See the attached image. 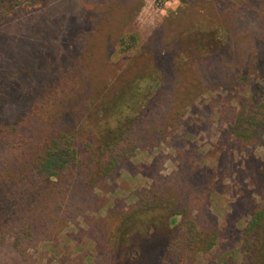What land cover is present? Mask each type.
I'll list each match as a JSON object with an SVG mask.
<instances>
[{
	"label": "trees",
	"instance_id": "obj_1",
	"mask_svg": "<svg viewBox=\"0 0 264 264\" xmlns=\"http://www.w3.org/2000/svg\"><path fill=\"white\" fill-rule=\"evenodd\" d=\"M42 2L0 0V27L20 8ZM201 4L183 11V22L173 14L171 33L155 30L143 47L138 32L123 35L122 51L136 54L115 81L89 90L73 110L75 122L66 108L87 87L83 71L91 73L95 53L84 26L72 40L61 35L46 48L27 49L23 32L0 35V256L10 245L25 258L39 220L45 226L70 220L78 193L100 187L139 149L185 131L189 109L209 90L249 88L251 98L233 109L222 132L235 149L264 143V100L253 103L264 86V0ZM174 42L178 57L166 51ZM174 180L157 177L134 202L95 220L102 261L82 251L63 264H264V201L239 245L227 249L221 228L203 216L207 193Z\"/></svg>",
	"mask_w": 264,
	"mask_h": 264
},
{
	"label": "rangeland",
	"instance_id": "obj_2",
	"mask_svg": "<svg viewBox=\"0 0 264 264\" xmlns=\"http://www.w3.org/2000/svg\"><path fill=\"white\" fill-rule=\"evenodd\" d=\"M202 1L205 0H43L41 8H20L12 21L0 27V35L12 39L23 32L27 49L46 48L55 45L61 35L62 40H72L74 31L84 26V41L90 42L95 53L90 75L87 69L83 71L82 80L88 83L87 87L78 91L81 95L75 100L76 105L66 108L68 120L75 122L73 110L81 108L89 90L115 81L136 54L122 51L123 35L138 32L142 38L138 47H143L155 30L171 33L175 20L168 19L173 14L183 22L185 17L179 15L201 7ZM57 13L63 16L57 17ZM247 25L251 23H241V29L246 31ZM175 45L172 43L166 51L178 57ZM259 85L255 81L252 86L256 90ZM251 96L247 87L227 91L214 88L202 94L186 115L185 131L155 147L139 149L100 187L78 193L73 209L78 213L70 220L49 226L39 220L33 232L34 244L26 257L6 245L0 264H63L82 251L91 253L95 261H102V232L95 220L116 204L134 202L139 190L153 185L157 177H174L175 182H187L199 195L207 193L210 208L203 216L221 228L222 247L235 249L244 225L264 201V143L235 149L222 129L228 132L227 117ZM263 100L264 86L253 103ZM87 264L93 261L87 259Z\"/></svg>",
	"mask_w": 264,
	"mask_h": 264
}]
</instances>
